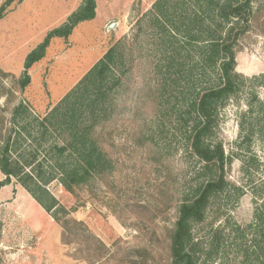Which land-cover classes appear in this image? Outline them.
Listing matches in <instances>:
<instances>
[{"label": "rangeland", "instance_id": "rangeland-1", "mask_svg": "<svg viewBox=\"0 0 264 264\" xmlns=\"http://www.w3.org/2000/svg\"><path fill=\"white\" fill-rule=\"evenodd\" d=\"M5 1L0 0V143L10 131L16 153L36 149L45 175L54 165L48 149L64 135L50 129L42 141V116L115 42L121 58L114 70L117 85L93 132L109 166L72 193L58 177L46 185L88 232L62 240L61 226L12 178L0 188V264H166L168 232L199 161L186 150L174 121L161 116L152 53L156 45L143 18L155 0H99L92 19L79 22L67 36L49 39L44 56L28 70L30 82L23 90L18 79L26 56L83 0H14L9 5ZM257 5L258 18L236 54V70L246 76L264 71V0H257ZM106 15L109 19L103 22ZM111 22L117 25L107 30ZM19 102L28 106L31 116L11 120L12 108ZM244 108L242 97L229 102L220 114L217 135L226 152L237 140ZM253 151L263 159L264 142L255 141ZM227 178L241 183L239 160H233ZM229 207L238 222L249 221L251 193L246 191Z\"/></svg>", "mask_w": 264, "mask_h": 264}, {"label": "trees", "instance_id": "trees-1", "mask_svg": "<svg viewBox=\"0 0 264 264\" xmlns=\"http://www.w3.org/2000/svg\"><path fill=\"white\" fill-rule=\"evenodd\" d=\"M13 1L6 0L5 5ZM95 5L96 0H83L26 56L18 79L21 90L29 84L28 70L44 56L49 39L67 36L79 22L92 19ZM260 8L257 0H155L143 14L156 45L152 53L161 116L174 121L186 150L199 161L168 232L166 264H264V158L253 151L255 141L264 142V96L260 94H264V71L246 76L236 70L241 40L253 28ZM142 22V18L138 20L139 32ZM118 47L117 42L110 45L42 116V141L51 130L64 135L48 149L54 161L50 174L45 175L36 149L15 152L10 131L0 143V171L4 175L0 188L15 178L61 226L62 240L88 229L46 185L58 177L63 188L72 193L75 186L109 166L110 160L93 132L117 85ZM242 97L245 108L239 114L237 140L226 152L217 135L220 114L229 102ZM11 113V120L31 116L23 102L13 106ZM234 159L240 161L239 184L227 178ZM246 191L252 195L253 210L251 219L240 223L229 204L236 203Z\"/></svg>", "mask_w": 264, "mask_h": 264}, {"label": "crops", "instance_id": "crops-1", "mask_svg": "<svg viewBox=\"0 0 264 264\" xmlns=\"http://www.w3.org/2000/svg\"><path fill=\"white\" fill-rule=\"evenodd\" d=\"M98 3H99V0H96V5H95V15H96V12H97V10H98ZM107 19H109L108 18V16L106 15L104 18H103V22L105 21V20H107ZM96 63V62H95ZM30 75V74H29Z\"/></svg>", "mask_w": 264, "mask_h": 264}, {"label": "water", "instance_id": "water-1", "mask_svg": "<svg viewBox=\"0 0 264 264\" xmlns=\"http://www.w3.org/2000/svg\"><path fill=\"white\" fill-rule=\"evenodd\" d=\"M117 23L116 22H111L108 24L107 26V30H110V29H115Z\"/></svg>", "mask_w": 264, "mask_h": 264}]
</instances>
